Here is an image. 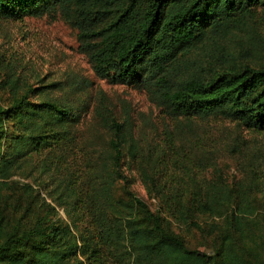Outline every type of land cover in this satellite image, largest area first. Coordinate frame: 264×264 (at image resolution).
<instances>
[{"label": "trees", "instance_id": "trees-1", "mask_svg": "<svg viewBox=\"0 0 264 264\" xmlns=\"http://www.w3.org/2000/svg\"><path fill=\"white\" fill-rule=\"evenodd\" d=\"M56 12L77 29L97 76L146 88L172 119L222 116L264 132V0H0V21ZM198 48H205L209 68L179 76ZM3 85L12 98L0 104V205L9 179L34 161L70 220L50 204L32 209L37 195L26 184L14 199H29L27 206L19 200L21 213L0 206V264H254L244 250L253 251L264 220V179L229 182L216 170L202 185L188 174L187 186L177 172L187 166L174 154L163 166L144 158L132 124L115 116L104 92L93 106L80 93L53 95L59 82L24 88L15 70ZM90 106L108 133L106 146L79 137ZM170 134V149L180 154L179 134ZM125 160L159 211L129 188ZM157 162H170V174L155 170ZM118 185L126 188L123 198L112 194ZM200 214L219 220L203 226ZM167 218L216 233L212 253L189 247Z\"/></svg>", "mask_w": 264, "mask_h": 264}, {"label": "rangeland", "instance_id": "rangeland-1", "mask_svg": "<svg viewBox=\"0 0 264 264\" xmlns=\"http://www.w3.org/2000/svg\"><path fill=\"white\" fill-rule=\"evenodd\" d=\"M229 43L230 41L223 42L224 46ZM234 48L235 45L231 44L230 49ZM192 52L190 54L196 64H190L186 72L180 71L179 76H188L190 71L201 68L206 71L209 68L205 48L194 49ZM183 64L182 66L186 67L187 62ZM11 70L22 75L24 88L26 85L40 88L45 84L59 82L64 89L62 87L53 90V95L64 94L66 97H73L80 93L81 98L89 99L93 106L99 92H104L115 116L122 122L128 119L132 124V130L144 150V158L155 156V160L159 158L158 160L163 161V166V158H171L174 154V157L180 159L179 162H184L187 166L182 169L186 173L177 171L179 181L186 180L187 186L190 180L188 174L194 182L202 185L206 180L213 178L216 170H220L229 182L237 180L249 183L254 177L264 179V132L248 129L239 122L222 116H181L172 119L151 99L146 88L135 84L111 83L107 78L97 76L88 57L80 48L77 29L59 12L23 15L0 21V104H7L12 98L3 85ZM79 129V137L81 141L83 138L87 139L86 144L91 140L94 147L107 145L108 133L94 116L93 107L90 106ZM170 132H173L174 136L179 134L176 144L182 149L180 154H177L176 148L170 149ZM154 161H151L152 165ZM33 163L34 161H30L25 165L23 172L9 179L10 188L3 189V199L7 203L0 206L6 212L16 215L21 213L24 208H17L19 200L27 206L29 199L21 197L16 203L14 199L18 194L21 196L26 184H30L34 189L29 195H37L36 201L31 203L32 209L39 210L50 204L56 209L53 214L57 213L58 217L69 221L63 207L57 205L48 195V191L53 187L48 183L49 175L42 173ZM169 164L170 162L167 168H162L160 162H157L154 169L160 168V172L170 174ZM256 166L258 170L252 169ZM123 167L129 176V188L152 210L159 211V201L150 195L139 171L135 167H129L126 160ZM168 174L166 176H169ZM121 186L118 185L113 190L114 198L125 196L126 188ZM198 217L203 226L219 220L209 214H200ZM167 221L168 227L181 235L189 247L197 249L200 253H212L214 242L217 241L216 233L204 235L194 226L179 224L169 218ZM259 226L261 227L257 230V243L252 245L253 251L251 252L248 246L244 250L245 258L254 264H264V220Z\"/></svg>", "mask_w": 264, "mask_h": 264}]
</instances>
